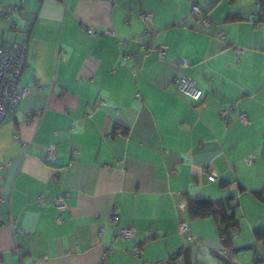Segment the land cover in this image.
Listing matches in <instances>:
<instances>
[{"label":"crops","instance_id":"crops-1","mask_svg":"<svg viewBox=\"0 0 264 264\" xmlns=\"http://www.w3.org/2000/svg\"><path fill=\"white\" fill-rule=\"evenodd\" d=\"M197 2L207 26L190 0H0L13 10L0 45L27 43L29 89L0 128V264H264V0ZM178 76L200 103L174 90ZM63 193V211L38 203ZM189 198L237 208L229 249L213 218L180 234ZM128 228L134 240L114 235Z\"/></svg>","mask_w":264,"mask_h":264},{"label":"built area","instance_id":"built-area-1","mask_svg":"<svg viewBox=\"0 0 264 264\" xmlns=\"http://www.w3.org/2000/svg\"><path fill=\"white\" fill-rule=\"evenodd\" d=\"M191 5V19L202 21L204 25H208L209 21L205 19L204 13L201 6L197 0H190ZM13 13L12 9H5L0 12V18L4 20H9ZM140 20L149 28L153 23V16L150 13H141L139 15ZM185 26H189L191 23L188 20L184 22ZM12 29H14L12 27ZM86 33L91 37H96L98 35L102 36V33H96L92 30H87ZM150 34V33H147ZM122 45L125 46L126 42L122 41ZM168 48L165 46H160L152 48L150 46H143V55L145 57L154 53L159 60H163ZM237 55H241L243 52L239 49L236 51ZM183 62L177 61V65H182ZM27 68V43H8L0 45V128L7 120L8 116L14 114L22 100L29 93V89L23 88L20 86V78L24 71ZM174 90L180 94L184 99L189 100L193 103H200V92L197 90L195 83L183 76H178L173 81ZM229 109H234L233 106H229ZM228 111L222 110L220 112V119L225 121ZM238 120L241 125H248L247 117L244 114L238 116ZM55 160V150L53 147L48 148L44 161L47 164H52ZM253 158L250 157L247 159V163H251ZM203 175H205L209 182L214 183L216 181V176L210 172L208 169L202 170ZM68 199V194L63 193L62 195L54 198L52 200H45L43 198L38 199L39 204L51 203L58 211H63L65 209L66 200ZM236 203V201L234 202ZM177 209L181 212L186 211V203H181L177 206ZM237 213V208H233V214ZM111 220L114 224L117 223V217H111ZM63 222V217L59 214L56 219V224L59 225ZM3 223L0 222V227ZM9 228L12 233L15 234L18 231V227L14 222H9ZM188 230V224L181 221L179 223V232L184 233ZM114 235L117 238L124 240H134L136 236V231L134 228L128 229H116L114 230ZM149 239L154 238V234H149ZM136 245V243H135ZM111 250L104 254V258H107L111 254ZM140 254L139 249L137 248L134 252V257H138ZM222 256L229 257L228 252L222 250L220 252ZM45 258L42 260L44 261ZM38 264V263H37Z\"/></svg>","mask_w":264,"mask_h":264},{"label":"trees","instance_id":"trees-1","mask_svg":"<svg viewBox=\"0 0 264 264\" xmlns=\"http://www.w3.org/2000/svg\"><path fill=\"white\" fill-rule=\"evenodd\" d=\"M260 18L264 19V3H262ZM184 203H186V211L184 219L182 218L180 222L188 223L190 220L213 218L220 224L219 237L224 248L229 249L231 247L233 237L238 230V220L235 217L236 214L230 215V202H212L189 198ZM257 236H259L258 232Z\"/></svg>","mask_w":264,"mask_h":264}]
</instances>
